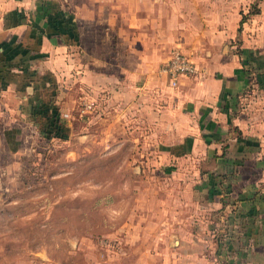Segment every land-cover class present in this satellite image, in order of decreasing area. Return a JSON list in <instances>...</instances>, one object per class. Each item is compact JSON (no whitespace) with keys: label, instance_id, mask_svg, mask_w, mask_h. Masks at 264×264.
Wrapping results in <instances>:
<instances>
[{"label":"crops","instance_id":"obj_1","mask_svg":"<svg viewBox=\"0 0 264 264\" xmlns=\"http://www.w3.org/2000/svg\"><path fill=\"white\" fill-rule=\"evenodd\" d=\"M173 48L199 69L174 90L159 71ZM70 82L172 137L155 163L201 169L185 182L200 221L154 226L149 246L138 235L126 264H264V0H0V145Z\"/></svg>","mask_w":264,"mask_h":264},{"label":"rangeland","instance_id":"obj_2","mask_svg":"<svg viewBox=\"0 0 264 264\" xmlns=\"http://www.w3.org/2000/svg\"><path fill=\"white\" fill-rule=\"evenodd\" d=\"M78 91L72 82L47 91L66 139L46 141L35 115L19 124L16 145H0V264H126L138 235L149 246L159 236L154 226L200 221L202 206L191 204L185 182L200 181L201 169L154 162L152 150L172 137L149 135L151 123L104 91L92 104Z\"/></svg>","mask_w":264,"mask_h":264},{"label":"trees","instance_id":"obj_3","mask_svg":"<svg viewBox=\"0 0 264 264\" xmlns=\"http://www.w3.org/2000/svg\"><path fill=\"white\" fill-rule=\"evenodd\" d=\"M257 2L251 4L250 9L247 11L246 14H241L240 20H239V26L242 24V22L245 21L247 15L249 14H255L258 12V9L256 7ZM236 54H240V50L237 48L235 50ZM45 100L47 99L48 102L42 101V99L35 105V111H34V116L35 115H40L43 117L42 121V127H41V133L44 139L46 141L50 139H60L64 140L67 138V128L64 126V124L57 118V111L56 109H52L53 111L51 112L49 110L50 107V101L47 96H45Z\"/></svg>","mask_w":264,"mask_h":264},{"label":"built area","instance_id":"obj_4","mask_svg":"<svg viewBox=\"0 0 264 264\" xmlns=\"http://www.w3.org/2000/svg\"><path fill=\"white\" fill-rule=\"evenodd\" d=\"M159 71L163 74L167 86L173 90L178 87L181 77H194L199 73L198 67L191 60L190 56L178 48L170 50L167 58L162 62Z\"/></svg>","mask_w":264,"mask_h":264}]
</instances>
